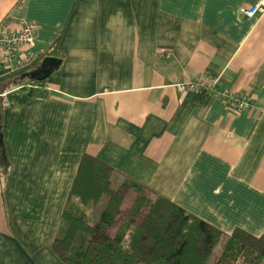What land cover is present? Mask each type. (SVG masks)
Instances as JSON below:
<instances>
[{"label":"crops","instance_id":"1","mask_svg":"<svg viewBox=\"0 0 264 264\" xmlns=\"http://www.w3.org/2000/svg\"><path fill=\"white\" fill-rule=\"evenodd\" d=\"M255 1L0 0V22L37 25L25 53L61 60L47 97L0 62V264H64L52 244L85 153L226 233L264 232V13L239 10ZM204 75L217 89L177 86Z\"/></svg>","mask_w":264,"mask_h":264},{"label":"trees","instance_id":"2","mask_svg":"<svg viewBox=\"0 0 264 264\" xmlns=\"http://www.w3.org/2000/svg\"><path fill=\"white\" fill-rule=\"evenodd\" d=\"M38 57L31 67L5 77L9 86L34 79L32 94L47 97L49 76H29L32 71L45 74L43 62L49 56ZM3 150L0 141V162L6 165ZM52 250L64 264H97L102 256L104 264H264V232L255 235L237 227L226 233L85 153Z\"/></svg>","mask_w":264,"mask_h":264},{"label":"built area","instance_id":"3","mask_svg":"<svg viewBox=\"0 0 264 264\" xmlns=\"http://www.w3.org/2000/svg\"><path fill=\"white\" fill-rule=\"evenodd\" d=\"M240 12L247 17H255L264 13V0H256L248 6H241ZM16 26V27H13ZM37 25L35 22L8 15L0 22V62L10 66L13 70H21L32 64L38 54L33 52L25 53L26 47L35 43ZM218 78L213 76H202L187 83H178L181 90H193L207 92L217 89ZM37 86L32 79L26 84L17 88L29 91ZM220 96L227 102H231L235 111L251 107L253 99L247 95H241L233 89L220 91ZM7 103V102H6ZM8 104V103H7Z\"/></svg>","mask_w":264,"mask_h":264},{"label":"water","instance_id":"4","mask_svg":"<svg viewBox=\"0 0 264 264\" xmlns=\"http://www.w3.org/2000/svg\"><path fill=\"white\" fill-rule=\"evenodd\" d=\"M61 63V60L58 59L57 57L51 56V57H47L44 59L43 64H47V67H45L43 69V73H45L43 76H40L38 73V71H32L29 73V76L31 78L37 77L39 79H43L46 78L47 76H49L51 74V72L53 71L54 67H58L59 64ZM2 138L1 132H0V139ZM2 142V139H1Z\"/></svg>","mask_w":264,"mask_h":264},{"label":"rangeland","instance_id":"5","mask_svg":"<svg viewBox=\"0 0 264 264\" xmlns=\"http://www.w3.org/2000/svg\"><path fill=\"white\" fill-rule=\"evenodd\" d=\"M220 246L221 244L218 245V248H220ZM104 261L106 262V259L103 256L101 258L100 257L97 258V264H104Z\"/></svg>","mask_w":264,"mask_h":264},{"label":"bare ground","instance_id":"6","mask_svg":"<svg viewBox=\"0 0 264 264\" xmlns=\"http://www.w3.org/2000/svg\"><path fill=\"white\" fill-rule=\"evenodd\" d=\"M38 58H39V57L37 56L36 59L33 61L32 65L37 61ZM30 65H31V64H30ZM30 65H28V66H30ZM32 65H31V66H32ZM28 66H27V67H28ZM31 66H30V67H31ZM23 69H24V68H23ZM21 70H22V69H21ZM21 70H17V71L14 70V71H15V72H19V71H21ZM26 83H27V82H25V83H20L19 86H20V85H23V84H26ZM30 90H32V89H30ZM184 91H185V90H184ZM192 91H193V90H192ZM196 92H198V91H196Z\"/></svg>","mask_w":264,"mask_h":264}]
</instances>
